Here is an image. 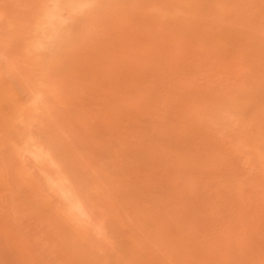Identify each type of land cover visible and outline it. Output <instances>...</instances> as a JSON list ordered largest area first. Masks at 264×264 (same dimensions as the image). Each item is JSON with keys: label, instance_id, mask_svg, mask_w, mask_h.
I'll return each instance as SVG.
<instances>
[{"label": "rangeland", "instance_id": "rangeland-1", "mask_svg": "<svg viewBox=\"0 0 264 264\" xmlns=\"http://www.w3.org/2000/svg\"><path fill=\"white\" fill-rule=\"evenodd\" d=\"M0 264H264V0H0Z\"/></svg>", "mask_w": 264, "mask_h": 264}]
</instances>
